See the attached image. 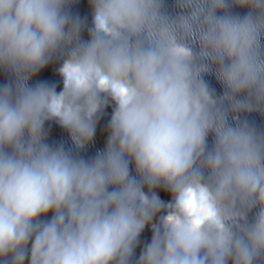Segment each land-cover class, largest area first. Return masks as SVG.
I'll list each match as a JSON object with an SVG mask.
<instances>
[{"label": "clouds", "instance_id": "1", "mask_svg": "<svg viewBox=\"0 0 264 264\" xmlns=\"http://www.w3.org/2000/svg\"><path fill=\"white\" fill-rule=\"evenodd\" d=\"M0 264H264V0H0Z\"/></svg>", "mask_w": 264, "mask_h": 264}]
</instances>
